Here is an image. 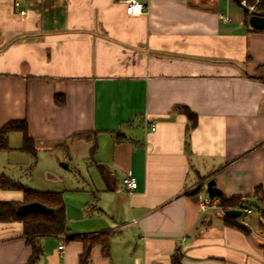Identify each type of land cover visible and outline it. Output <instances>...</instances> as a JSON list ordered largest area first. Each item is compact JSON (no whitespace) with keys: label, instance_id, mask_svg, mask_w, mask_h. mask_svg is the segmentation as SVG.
Returning <instances> with one entry per match:
<instances>
[{"label":"crops","instance_id":"1","mask_svg":"<svg viewBox=\"0 0 264 264\" xmlns=\"http://www.w3.org/2000/svg\"><path fill=\"white\" fill-rule=\"evenodd\" d=\"M139 1L128 15L123 0H0V127L24 120L34 145L13 130L0 155L23 168L60 149L85 171L35 264H81L91 235L82 264H264V31L235 0ZM210 179L251 208L232 221L245 230L201 207ZM30 255L22 222L0 221V264Z\"/></svg>","mask_w":264,"mask_h":264},{"label":"trees","instance_id":"2","mask_svg":"<svg viewBox=\"0 0 264 264\" xmlns=\"http://www.w3.org/2000/svg\"><path fill=\"white\" fill-rule=\"evenodd\" d=\"M242 1V0H241ZM247 3L244 4L245 20L247 21L251 14L254 12H264V0H245ZM253 5V10L249 11L250 4ZM260 30L264 31V27ZM264 69V68H263ZM185 112L191 122V126L196 123V116L185 108ZM19 130L22 132V144L19 147L21 150L33 151L34 145L33 140L27 134L26 122L24 120H10L0 127V150L8 148L7 134L10 131ZM0 187L8 189H19L23 192L22 201L15 200H0V221H21L23 225V232L26 236V242L31 246V255L25 264H35L37 258L41 253V247L37 241V235L42 234H56L65 232L67 229V218L65 215V207L62 192L60 191H38L32 190L25 187L18 180L12 179L0 173ZM211 196H219L220 202L223 205L225 211L233 208H241V199L236 197H226L220 192L214 191L210 193ZM257 197L261 202L260 217L261 225L264 227V191L257 190ZM30 202H39L50 209L48 212H18V207L22 204ZM238 217V216H237ZM224 220L228 222L234 221L236 217H231L223 214ZM239 226L243 230L245 227L238 223L232 222ZM96 236H82L84 240V250L81 254L80 263H85L89 251L92 246V242L89 239H95ZM99 237V236H98ZM102 251L106 254L108 251L107 238L103 235L100 239ZM171 264H176V254L172 256Z\"/></svg>","mask_w":264,"mask_h":264},{"label":"rangeland","instance_id":"3","mask_svg":"<svg viewBox=\"0 0 264 264\" xmlns=\"http://www.w3.org/2000/svg\"><path fill=\"white\" fill-rule=\"evenodd\" d=\"M243 1L245 4L247 3L245 0ZM253 3L254 4H250V6L256 4L255 2ZM257 72L261 73L264 77V69H259ZM61 153L62 150L60 149L56 151L55 157H47L46 154L40 156L39 153H37L36 162L33 163L30 160V162L26 164L27 166L23 168L16 165H7L8 160L6 156L0 155V171H5L11 176L14 175L16 180L29 189L38 191H62L64 195L73 184L75 185L78 180L85 176V171L79 164L80 161H82L81 158L77 156L76 159L78 161L73 162L75 166L68 165L69 167L67 168L66 164L68 163L63 160L62 157L64 155ZM56 158H59L57 162L54 161ZM16 159L19 158L17 157ZM16 161L19 162L22 160ZM204 192L206 191L204 190ZM241 212L243 216L244 213H246L243 210Z\"/></svg>","mask_w":264,"mask_h":264},{"label":"built area","instance_id":"4","mask_svg":"<svg viewBox=\"0 0 264 264\" xmlns=\"http://www.w3.org/2000/svg\"><path fill=\"white\" fill-rule=\"evenodd\" d=\"M125 3V12L128 15H138L141 14L146 10V5L139 1V0H123ZM244 3V1H242ZM21 3V0H13V4L16 7H19ZM245 4V3H244ZM254 8L253 6H249V11H252ZM25 10L23 8H19V13L23 14ZM154 125L151 126V129H154ZM122 183L128 188V189H134L137 186L136 178L132 175H126L122 179ZM201 207L203 209L206 208H217L220 210L221 213L225 214V209L223 205L220 202L219 196H208L202 199L201 201ZM239 209V208H238ZM244 211L246 213L251 212V208L247 206H241L240 211ZM63 247L62 243L58 244V251H60Z\"/></svg>","mask_w":264,"mask_h":264},{"label":"water","instance_id":"5","mask_svg":"<svg viewBox=\"0 0 264 264\" xmlns=\"http://www.w3.org/2000/svg\"><path fill=\"white\" fill-rule=\"evenodd\" d=\"M240 6L245 8L244 3L241 0H235ZM250 22L256 27V28H263L264 27V12H254V15L251 16ZM207 191L210 193L215 191L214 187V180L210 179L207 182L206 186ZM50 211L49 208H47L45 205L39 203V202H30L27 204H22L18 207V212L24 213V212H48ZM225 214L231 217H237L241 214V211L239 209H228L225 211Z\"/></svg>","mask_w":264,"mask_h":264}]
</instances>
